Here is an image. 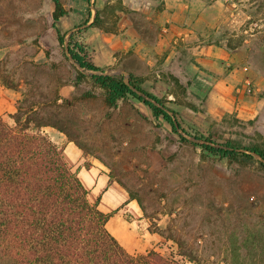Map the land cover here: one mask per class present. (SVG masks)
<instances>
[{"label":"rangeland","instance_id":"rangeland-1","mask_svg":"<svg viewBox=\"0 0 264 264\" xmlns=\"http://www.w3.org/2000/svg\"><path fill=\"white\" fill-rule=\"evenodd\" d=\"M60 1L68 14L59 27H71L64 43L54 28L55 0H0V107L6 119L14 123L9 105L33 91L49 120L57 121L64 135L79 142L83 164L99 160L110 177L137 198L149 227L163 236L153 248L170 257L172 264H264L261 158L230 161L203 146L209 138L219 143L230 138L264 143V104L253 119L233 112L212 123H185L175 105L201 108L206 90L192 91L173 75L166 78L175 88L161 83L157 90L159 77L153 71L141 76L142 86L164 97L179 113H174L182 125L179 132L134 96L110 107L105 89L88 72L79 79L83 69L69 53L73 32L92 59L95 0ZM227 2L248 15L243 35L249 38L250 64L264 76V14L247 11L238 0ZM105 17L106 10L99 12L98 22ZM124 70L104 72L124 75L129 81L132 72L127 70V75ZM188 79L200 84L197 76L189 74ZM162 88L166 92L160 96ZM259 96L264 103V90ZM16 105L17 101L14 112Z\"/></svg>","mask_w":264,"mask_h":264},{"label":"trees","instance_id":"trees-1","mask_svg":"<svg viewBox=\"0 0 264 264\" xmlns=\"http://www.w3.org/2000/svg\"><path fill=\"white\" fill-rule=\"evenodd\" d=\"M238 1L247 11L264 14V0ZM55 4L54 28L64 43L67 32L62 31L59 22L68 10L60 0ZM98 20L99 12L94 23L98 24ZM74 36L72 32L69 53L83 69L80 80L88 72L105 89L110 107H117L129 96L138 98L157 119L164 118L179 132L182 125L174 115L179 113L164 97L142 86L144 77L131 73L126 81L124 75L105 73L89 59L86 45L75 41ZM36 96L33 91L25 92L17 100L16 112L10 113L14 123L6 119L0 107V264H172L170 257L155 248L131 253L110 231L107 223L112 213L101 209L100 197L91 196L65 156V148L46 131L47 126L65 129L49 120L46 111L37 105ZM207 140L205 149L219 157L250 162L257 155L264 167L263 142Z\"/></svg>","mask_w":264,"mask_h":264},{"label":"crops","instance_id":"crops-1","mask_svg":"<svg viewBox=\"0 0 264 264\" xmlns=\"http://www.w3.org/2000/svg\"><path fill=\"white\" fill-rule=\"evenodd\" d=\"M105 10L104 20L95 24L91 60L97 66L110 70L123 68L139 76H148L154 71L159 77L157 90L161 83L175 88L176 84L166 78L170 75L179 78L192 91L206 90L202 110H193L188 104L175 105L180 107V118L185 123H212L233 112L242 119L259 116L264 104L259 96L264 90V76L256 73L250 64L249 38L243 35L248 15L233 3L227 0H95V18ZM66 15L59 22L61 26ZM189 74L197 76L200 84L189 82ZM163 89L160 96L166 92ZM253 89L256 95L247 94ZM15 94L17 98L20 96ZM16 101L8 107L12 113ZM46 131L65 148V156L79 172L91 196L100 197L101 209L112 213L107 226L128 251L145 252L162 242L163 236L150 230L137 198L131 197L123 185L111 178L99 160H93L87 167L75 141L61 131L48 127Z\"/></svg>","mask_w":264,"mask_h":264},{"label":"water","instance_id":"water-1","mask_svg":"<svg viewBox=\"0 0 264 264\" xmlns=\"http://www.w3.org/2000/svg\"><path fill=\"white\" fill-rule=\"evenodd\" d=\"M124 72H125L127 75L129 74V72H128L127 70H124ZM125 80L128 81V78L126 77Z\"/></svg>","mask_w":264,"mask_h":264}]
</instances>
